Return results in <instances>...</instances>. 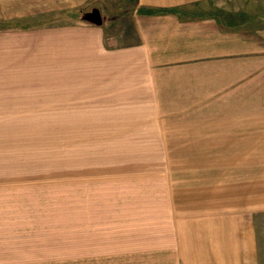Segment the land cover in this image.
I'll return each mask as SVG.
<instances>
[{
	"label": "rangeland",
	"instance_id": "1",
	"mask_svg": "<svg viewBox=\"0 0 264 264\" xmlns=\"http://www.w3.org/2000/svg\"><path fill=\"white\" fill-rule=\"evenodd\" d=\"M221 2L248 19L264 13V0H213ZM133 3L97 0L77 11L105 27L111 47L120 32L132 37L124 13ZM46 11L36 0H0V21L9 24L46 19ZM121 13L122 22L111 25ZM39 31L32 40L47 29ZM31 37L0 34V97L10 102L5 109L0 102V264H183L190 237L205 235L200 223L221 216L255 218L264 264V140L246 133L244 142L168 141L204 137L173 136L189 127L119 115L110 123L109 112L88 101L63 110L51 102L57 80L47 74L75 63L35 58V45L8 46L15 39L35 44ZM237 113L195 114L220 125L237 121Z\"/></svg>",
	"mask_w": 264,
	"mask_h": 264
},
{
	"label": "crops",
	"instance_id": "2",
	"mask_svg": "<svg viewBox=\"0 0 264 264\" xmlns=\"http://www.w3.org/2000/svg\"><path fill=\"white\" fill-rule=\"evenodd\" d=\"M36 1L51 16L14 21L10 24L19 26L13 29H6L8 21H0V34L30 32L31 37L46 28L45 36L31 37L35 44L15 39L8 46L35 45L38 49L30 51L35 58L74 61L73 70L68 65L61 73L47 74L46 79L57 80L49 100L64 105L61 109L80 110L88 101L94 103L90 109L109 112L104 121L110 123L119 115L121 121L132 117L133 122L151 125L157 121L158 127H189L173 136L204 137L168 141L244 142L246 133L253 136L249 141L264 140V13L248 19L244 11L224 7L223 2L214 5L213 0H134L124 13L133 24L132 37L125 30V36L120 32L111 37L107 47L104 26L74 16L97 0ZM117 15L111 25L122 22L123 13ZM0 102L3 109L10 103L4 97ZM214 111L238 112L237 121L215 125L195 114ZM247 112H253V121L245 120ZM249 125L253 132L246 129ZM219 218L200 223L205 235L190 237V256L183 264H261L255 218Z\"/></svg>",
	"mask_w": 264,
	"mask_h": 264
},
{
	"label": "trees",
	"instance_id": "3",
	"mask_svg": "<svg viewBox=\"0 0 264 264\" xmlns=\"http://www.w3.org/2000/svg\"><path fill=\"white\" fill-rule=\"evenodd\" d=\"M75 15H78V17H76L77 19H79L81 22H85V23H88V24H93V25H99L96 21L94 20H91L93 19L92 17L88 16L89 13L87 14V12H85V10L83 11H80L78 12L77 14ZM101 25V24H100ZM19 25H16V24H7V27L6 29H13L15 27H18Z\"/></svg>",
	"mask_w": 264,
	"mask_h": 264
}]
</instances>
